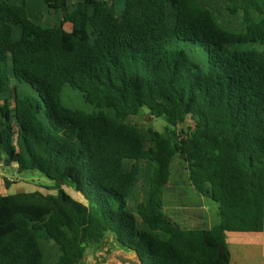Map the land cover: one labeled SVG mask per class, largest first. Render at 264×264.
Returning <instances> with one entry per match:
<instances>
[{
    "label": "trees",
    "instance_id": "obj_1",
    "mask_svg": "<svg viewBox=\"0 0 264 264\" xmlns=\"http://www.w3.org/2000/svg\"><path fill=\"white\" fill-rule=\"evenodd\" d=\"M42 2L65 17L0 0V172L56 192L0 194V264H78L108 232L144 264H229L227 231L264 230V0ZM178 153L211 227L164 210Z\"/></svg>",
    "mask_w": 264,
    "mask_h": 264
},
{
    "label": "crops",
    "instance_id": "obj_2",
    "mask_svg": "<svg viewBox=\"0 0 264 264\" xmlns=\"http://www.w3.org/2000/svg\"><path fill=\"white\" fill-rule=\"evenodd\" d=\"M173 160L178 161V163L170 169L169 181L165 185L163 192L164 210L178 224L183 226H213L219 221L218 210L213 208L207 197L194 189L189 174L183 176L184 166L181 167L180 163L183 162L186 165L184 155L178 153ZM180 176H182L180 179L182 181L178 179ZM183 177H187V181L189 180L185 187L182 183ZM0 179H3L2 171L0 172ZM31 186V189L24 190L22 188L24 186L17 185L12 189V192L37 189L35 184ZM226 238L231 252L229 264H264V230L259 232L227 231Z\"/></svg>",
    "mask_w": 264,
    "mask_h": 264
},
{
    "label": "rangeland",
    "instance_id": "obj_3",
    "mask_svg": "<svg viewBox=\"0 0 264 264\" xmlns=\"http://www.w3.org/2000/svg\"><path fill=\"white\" fill-rule=\"evenodd\" d=\"M30 1L32 2V5H33L34 9L36 10L37 15L43 16V17H40V22L44 25L55 24L60 20V18H62L63 16L65 17V13H62V12H54L52 10V13H49L47 11L46 5L42 2V0H30ZM71 1H76V0H71ZM65 27L67 29H71L70 22H66ZM69 93L72 96V102L73 103H75L76 105H80L82 107H87L89 109V105H86L81 100V98L79 97L78 91L70 90ZM69 93H67V92L65 93V95H64L65 99H68ZM144 111H147V108ZM0 120H1V118H0ZM151 124L157 130L164 131V128L167 125V120L163 116L155 117L154 119H152ZM192 125H193V121L191 119H188L185 122L184 126L187 128L188 126H192ZM177 163H178V161L172 160L171 169H172V167H175L177 165ZM180 164H181V167L184 166V168H183L184 169V171H183L184 175L183 176H185V174H189L188 170L186 168V165H184L183 162H181ZM1 171H2V174L4 176H6L8 179H9V177H13V179H9L10 181L11 180H13V181L17 180L19 183L13 184L12 187L7 188L4 179H2V180L0 179V194L12 193V189L14 187H16L17 185H22V186H24V187H22L24 190H29L32 188L31 185H33V184H35L37 186V189H40L44 192H50V193L56 192L55 189H48L54 185V180L50 179L49 177L40 173L39 171H22V172H20L18 170V167L16 164L6 165L1 169ZM183 178L184 179H183L182 183H183V187H185L186 185H188L189 180L187 181V177H183ZM178 179L179 180L182 179V176H180V178H178ZM180 181H182V180H180ZM64 189L66 191H68L69 193H71L75 198L80 199V200H85L83 195L78 193L72 187L65 185ZM164 190H165V186H164ZM209 202H210V204L213 205V208H216L215 210L217 211L218 210L217 204L212 200H209ZM115 245L116 246L119 245L117 242L116 236L111 232L106 233V235L103 238L101 243L94 244L88 249V252H87L86 256L84 257L81 264H96V263L105 262L107 260L108 255H109V252L111 251V247H113ZM48 260H49V257L46 258V263H48Z\"/></svg>",
    "mask_w": 264,
    "mask_h": 264
},
{
    "label": "water",
    "instance_id": "obj_4",
    "mask_svg": "<svg viewBox=\"0 0 264 264\" xmlns=\"http://www.w3.org/2000/svg\"><path fill=\"white\" fill-rule=\"evenodd\" d=\"M118 244H119L118 246L115 245L111 247V251L109 252V255L105 262L96 263V264H144L143 259L138 253L123 246L119 242ZM84 257L80 260L78 264L82 263Z\"/></svg>",
    "mask_w": 264,
    "mask_h": 264
},
{
    "label": "built area",
    "instance_id": "obj_5",
    "mask_svg": "<svg viewBox=\"0 0 264 264\" xmlns=\"http://www.w3.org/2000/svg\"><path fill=\"white\" fill-rule=\"evenodd\" d=\"M9 179H13V177H9Z\"/></svg>",
    "mask_w": 264,
    "mask_h": 264
},
{
    "label": "bare ground",
    "instance_id": "obj_6",
    "mask_svg": "<svg viewBox=\"0 0 264 264\" xmlns=\"http://www.w3.org/2000/svg\"><path fill=\"white\" fill-rule=\"evenodd\" d=\"M184 179V178H183Z\"/></svg>",
    "mask_w": 264,
    "mask_h": 264
}]
</instances>
